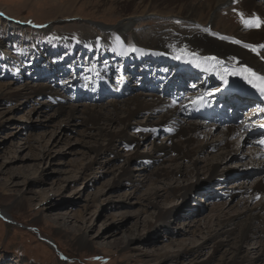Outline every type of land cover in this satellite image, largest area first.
Returning a JSON list of instances; mask_svg holds the SVG:
<instances>
[{
  "label": "rangeland",
  "instance_id": "1",
  "mask_svg": "<svg viewBox=\"0 0 264 264\" xmlns=\"http://www.w3.org/2000/svg\"><path fill=\"white\" fill-rule=\"evenodd\" d=\"M136 1L140 6L125 15L120 7L124 0H0V48L4 51L0 54V85L11 84L22 94L25 86L54 85L61 90L60 80L73 78L77 66L87 67L91 58L92 62H106L104 56L111 61L115 54L105 45L96 49L78 44L73 50L64 35L75 41L90 33L103 37L106 32V36L118 37V24L133 16V30L137 33L148 32L160 23L183 27L177 18L151 16L158 9L153 7L147 13L141 6L143 0ZM234 7L230 4L220 10L215 30L222 32V24L239 29ZM233 32L230 30L228 35ZM125 37L127 43L132 42L133 36L126 33ZM41 40L60 50L46 56L40 52L43 57L34 58V64L28 63L25 48L30 52L31 42ZM68 56L72 60L60 65ZM49 65L54 72L46 71ZM129 87L134 88L135 84L132 82ZM62 91L63 101L71 99V93L66 94L68 87ZM135 92L139 93L138 89ZM3 93L0 264H230L236 259L264 264V235L250 239L241 250L233 237L210 239L221 214L220 206L226 205L222 211L237 217L244 211L253 186L264 177L256 167L245 166L246 155L254 148L249 140L240 139L239 148L225 161L226 167L220 168L219 173L227 175L226 181L205 185L183 200L170 194L168 186H178L180 181L195 184L198 176L206 181V170L222 153L219 149L224 128L215 126V138L209 140L208 149L198 158V167L190 168V162H186L182 178L169 176L159 182L152 173L171 164L152 161L143 167L147 169L145 174L140 173V168L132 179L122 180L121 168L126 159L131 155L150 156L155 145L167 144L170 136L163 131L155 136H141L135 148L121 146L96 158L93 148L97 142L81 119L71 121L56 115L55 103L48 96L28 98ZM111 100L116 99H105ZM74 104L71 102L70 106ZM158 121V117L148 119L141 115L132 127ZM131 134L128 132L127 136ZM238 138L234 137L231 143L236 144ZM207 140L200 136L198 143ZM252 171L241 180L242 175ZM257 197L250 200L251 205L262 201V197ZM159 211L174 214L160 221ZM84 233L91 241L86 247L80 244Z\"/></svg>",
  "mask_w": 264,
  "mask_h": 264
},
{
  "label": "bare ground",
  "instance_id": "2",
  "mask_svg": "<svg viewBox=\"0 0 264 264\" xmlns=\"http://www.w3.org/2000/svg\"><path fill=\"white\" fill-rule=\"evenodd\" d=\"M124 1L120 7H123L122 13L125 15L136 6L137 8L140 6L137 5L136 0ZM230 4H235L232 10L236 11L237 21L240 24L239 29L222 24V32L218 29L215 30L213 26L218 22L220 10ZM141 6L146 8L145 12L147 13H150L153 7H156L158 12L152 13L151 16L162 17L165 15L174 19L177 18L182 22L181 26L183 27L160 23L148 32L137 33L133 30L136 19L133 16L125 18L118 24V37L106 36V32H104L106 35L103 37L90 33L86 34L81 41H75L73 38L68 37V35L64 36L66 39L68 38V42H70L69 44L73 50L76 49L78 44L96 49L105 45L121 60H132L133 58L137 59L152 55L153 57H157V60L162 61L167 58L174 60L173 57L194 56L195 54V56L203 61L197 72H195V75L208 77L212 81L221 79V76L224 78H228L226 76H229L234 80L247 82L241 76L231 75V72L239 71L244 66L251 68L257 73L264 74V48L260 47V45H264V26L258 29L248 28L242 22L240 16V13H244L245 19L260 17L261 20H264V0H206V2L202 0H143ZM206 29L207 31H205ZM230 30L234 32L229 36L228 32ZM126 33L133 36L132 42L131 40L129 41L130 43L126 42ZM234 41H240V43H234ZM246 44L255 46L257 51L253 52L251 48L244 47ZM130 46H135L138 51L131 52L129 50ZM205 57H217L223 63L205 60ZM233 57L235 59H232ZM69 60L70 58L60 65H67ZM160 61L158 63H161ZM116 67H118L116 64L111 65L106 62L95 61L87 70L90 77H96L101 73H109L111 69ZM46 71L54 72V67L49 65L46 67ZM97 71H100L99 74ZM65 80L67 78L60 80L61 90H56L53 87L54 85L25 86L23 89V91L26 90L25 94H22L18 89L13 88L11 84H3L0 85V93L4 92L3 94L22 97L27 96L28 98L48 96L55 103L56 109H54V113L56 115L65 117L71 121L81 119L87 129L91 133L93 132L91 136L97 142V145L93 148L96 158L112 153V151H117L121 146L135 148L139 145V137L141 136H155L162 131L170 136V141L167 144L155 145L154 151L150 156L143 158L139 157V155H131L126 159L121 168L122 180L132 179L133 175H135L134 171L140 168V173L145 174L147 169L143 167L146 164H151L152 161H166L171 164V166H160L153 173L151 172V176H154L159 182H165L169 176H180L182 178L185 173L184 164L190 162V168L196 169L198 167V158L209 147V140L215 138V125L192 122L187 118L181 106L173 104L169 98L161 94L149 93L147 89L146 91L138 89L139 93L136 94L135 92L134 94L133 92L137 88V85H135L134 88L129 87L123 91L124 96L120 98L126 97L125 91L131 92L127 96L128 98H124V100H118L120 98L117 96L116 100L106 102V98H104L101 101H94L93 104L89 105L85 99L74 102L64 97L65 100L63 101L60 91H66L67 87L76 88L79 82L78 77L73 80ZM141 82H138V84ZM77 89H80V86ZM71 102L75 104L70 106ZM141 115L146 116L148 119L153 116L158 117L159 121L155 124L133 128L132 124ZM132 121L134 122L132 123ZM117 126L120 128L119 130L116 129ZM241 130V126L233 125L224 128V131L221 133L223 147L221 146L219 149L222 150V153L206 170V181H202L198 176L195 184H189L187 181L182 183L180 181V185H174L175 187L167 185V190L170 194L186 200L191 195L201 191L205 185H213L220 180H225L227 175L224 172L219 173L220 168L225 166V161L239 148L240 139L249 140V144L254 145V148H251L246 155L245 166L256 167L264 173L263 152L257 149L258 147L256 148L254 139L249 137L248 132L242 133ZM143 131L145 135L140 134ZM128 132L132 133L129 135L130 137L127 136ZM138 133L140 135H137ZM200 136H205L208 140L205 143H198ZM234 137H239L236 144L231 143ZM100 141L104 144L101 145ZM171 141L172 143L170 144ZM211 147L217 148L215 145ZM257 169H254V171ZM254 171L242 175L241 180L243 181L246 176L248 177ZM253 188L254 190L252 193L250 192V199L247 200L244 211H240L237 217L229 216L222 211L226 205L220 206L221 214H219L220 216L215 225L216 228L214 231L212 230L213 233L210 239H214L216 236L233 237L237 242V248L241 250L243 245L250 239H258L264 235V177H261ZM156 195L158 196L159 194L156 193ZM257 196L262 197V201L257 205H251L250 200L255 199ZM173 214L174 211L165 213L159 211L158 219L164 221L168 215L172 217ZM80 244L82 247L91 244L87 233L81 236ZM247 263L243 259H236L230 264Z\"/></svg>",
  "mask_w": 264,
  "mask_h": 264
},
{
  "label": "snow or ice",
  "instance_id": "3",
  "mask_svg": "<svg viewBox=\"0 0 264 264\" xmlns=\"http://www.w3.org/2000/svg\"><path fill=\"white\" fill-rule=\"evenodd\" d=\"M242 22L248 27V28H261L264 26V20H261L260 17H253L251 19H245L244 18V13H240ZM179 23V21H177ZM207 31V29L205 30ZM223 38V37H222ZM234 43H240V41H234ZM246 48H251L253 52L257 51V48L252 45H244ZM261 48H264V45H260ZM131 52H136L138 49L135 46H130L129 49ZM259 54V53H257ZM195 55V54H194ZM180 57H177L179 59ZM205 60H213L216 61L217 63H223V61H220L219 58L217 57H205ZM232 59H235L234 57ZM197 67H200L199 64L196 65ZM231 75L233 76H241L245 81H247L248 84H251L253 88H257L261 96H264V75H258L255 71H253L251 68L244 66L242 69L239 71H233L231 72ZM221 79H224L223 76H221ZM254 81H260V85L258 86ZM228 81L225 80V83ZM261 113H264V108H259L258 110ZM258 127L264 128V124L259 125ZM261 144H264V139H261L258 141ZM259 199V197H257Z\"/></svg>",
  "mask_w": 264,
  "mask_h": 264
}]
</instances>
